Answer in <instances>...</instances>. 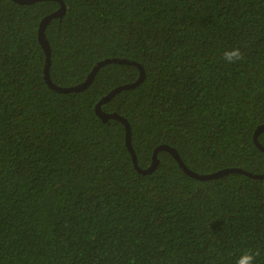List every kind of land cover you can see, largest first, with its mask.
Listing matches in <instances>:
<instances>
[{
	"label": "trees",
	"instance_id": "obj_1",
	"mask_svg": "<svg viewBox=\"0 0 264 264\" xmlns=\"http://www.w3.org/2000/svg\"><path fill=\"white\" fill-rule=\"evenodd\" d=\"M62 1L46 29L54 84L108 58L145 70L102 107L130 123L140 168L168 145L199 174H264V0ZM60 8L0 0V264H236L245 251L264 264V179L196 180L166 151L143 175L123 123L96 114L137 66L105 65L80 93L49 87L39 28Z\"/></svg>",
	"mask_w": 264,
	"mask_h": 264
},
{
	"label": "water",
	"instance_id": "obj_2",
	"mask_svg": "<svg viewBox=\"0 0 264 264\" xmlns=\"http://www.w3.org/2000/svg\"><path fill=\"white\" fill-rule=\"evenodd\" d=\"M13 1H15L16 3L22 4V5H33L35 3H38L41 1H46V0H13ZM55 1H59L61 3V8L58 11L46 16L42 20V22L40 24V28H39V41H40V44H41V46H42V48L46 54L45 80L52 90L59 92V93H80V92H83L86 89H88L89 86L92 84V82L94 81L99 70L102 67H104L105 65H109V64L133 65V66H137L140 70V77L136 82L116 87L108 95H106L104 98H102L99 101V103L97 104L96 109H95L96 114L102 120H104V121H106V120H117V121H120L121 123H123V125L125 126V129H126V146L129 150L131 156H132L134 166L139 173H141L143 175H147V174L152 173L158 166V154H159V152L166 151L172 155V157L177 161V163L180 165V167L183 169V171L186 174H188L190 177H192L196 180L207 181V180L217 179V178H220L222 176H225V175H228L231 173L244 174V175L250 176V177L255 178V179H264V174H260V175L259 174H252V173H249L245 170L238 169V168L224 169V170L212 173V174L196 173V172L190 170L185 165V163L181 159V156L178 153V151L175 148L168 146V145H161L155 150L154 155H153V162L148 169L140 168V166L138 164L137 155H136L134 148H133V145H132V140H131L132 139V130H131L130 123L128 122L127 119L118 115L117 113H106V112H104L102 110V107L105 104L109 103L120 92L125 91V90H129V89H133V88L137 87L138 85H140L144 81L145 76H146L144 68L139 63H137L135 61L122 59V58H108V59H105V60L98 62L97 65L92 70V72L90 73V75L88 76L87 80L85 82L79 84V85H76L73 87H61V86H57L56 84H54L52 82L51 76H50L52 50H51L50 43H49L47 36H46V29L53 20H55L57 18H62L66 14V5L63 3V1L62 0H55ZM262 132H264V125L259 126V128L256 130L255 135H254V142L257 145V147H259L264 152L263 145H261V143L258 141V137Z\"/></svg>",
	"mask_w": 264,
	"mask_h": 264
},
{
	"label": "clouds",
	"instance_id": "obj_3",
	"mask_svg": "<svg viewBox=\"0 0 264 264\" xmlns=\"http://www.w3.org/2000/svg\"><path fill=\"white\" fill-rule=\"evenodd\" d=\"M223 58L227 64H233L241 60L242 54L238 47H233L224 52ZM236 264H255V254L252 251L242 252Z\"/></svg>",
	"mask_w": 264,
	"mask_h": 264
}]
</instances>
